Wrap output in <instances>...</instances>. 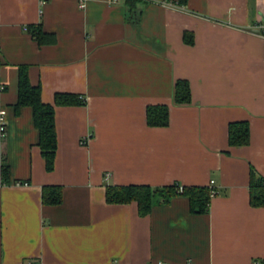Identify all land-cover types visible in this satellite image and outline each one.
Instances as JSON below:
<instances>
[{"label": "crops", "instance_id": "1", "mask_svg": "<svg viewBox=\"0 0 264 264\" xmlns=\"http://www.w3.org/2000/svg\"><path fill=\"white\" fill-rule=\"evenodd\" d=\"M83 5H80V2ZM264 0H0V264H249L264 259V206L249 205V168L264 178V54L253 23ZM40 21L51 34L25 30ZM192 34V42L182 32ZM53 105L55 151L43 167L31 109L14 112L17 65ZM184 78L189 100H173ZM165 104L167 123L145 108ZM245 120L248 139L227 143ZM205 213L181 194L139 216L105 185H208ZM59 184L60 203L40 202Z\"/></svg>", "mask_w": 264, "mask_h": 264}, {"label": "trees", "instance_id": "2", "mask_svg": "<svg viewBox=\"0 0 264 264\" xmlns=\"http://www.w3.org/2000/svg\"><path fill=\"white\" fill-rule=\"evenodd\" d=\"M129 1V0H126ZM183 0H177V2ZM25 30L37 42L45 43L51 39V34L44 31L40 21L27 23ZM182 39L186 43L192 42V34L183 31ZM27 66L17 65L16 97L11 103L13 111L16 112L21 106L31 109V119L37 129L36 144L43 158V167L50 170L53 166V155L55 151V131L53 121V105L83 104L84 96L68 91H56L52 96V103L43 102L40 98V85L38 82L31 83L27 76ZM173 100L176 103H185L189 100V86L184 78H177L173 83ZM168 110L165 104H150L145 108V121L150 125H163L167 123ZM248 139V126L245 120L230 121L227 124V143L236 145L246 143ZM8 176V168L0 164V177L5 180ZM180 186V189L177 187ZM249 197L250 206H264V178L255 174L249 168ZM214 189V188H213ZM215 193V189H214ZM213 193V194H214ZM181 194L186 197L188 210L193 214L205 213L208 208L210 187L208 185H180L171 182L159 186L148 184H107L104 189V199L107 203L135 202L136 212L139 216L148 213L154 202H166L169 197ZM61 187L59 184H43L40 188V202L47 205L60 203ZM264 264V259L259 260Z\"/></svg>", "mask_w": 264, "mask_h": 264}, {"label": "built area", "instance_id": "3", "mask_svg": "<svg viewBox=\"0 0 264 264\" xmlns=\"http://www.w3.org/2000/svg\"><path fill=\"white\" fill-rule=\"evenodd\" d=\"M80 5H83V2H80ZM253 27L255 29V32L261 37L263 41V54H264V11L259 14V18L253 23ZM3 113L4 110L2 107H0V135L3 134ZM212 180L210 179L208 182V186L210 187V195L214 193V189L211 185ZM177 189H180V186L177 187ZM155 264H165L162 261H156ZM249 264H262L257 260L251 261Z\"/></svg>", "mask_w": 264, "mask_h": 264}]
</instances>
